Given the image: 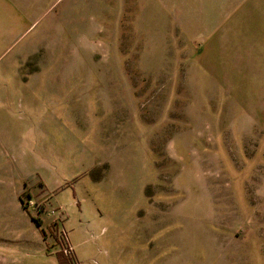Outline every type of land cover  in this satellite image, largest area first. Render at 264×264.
Here are the masks:
<instances>
[{"label": "rangeland", "instance_id": "374dc122", "mask_svg": "<svg viewBox=\"0 0 264 264\" xmlns=\"http://www.w3.org/2000/svg\"><path fill=\"white\" fill-rule=\"evenodd\" d=\"M0 134V264H57L53 222L78 264H264V0H57Z\"/></svg>", "mask_w": 264, "mask_h": 264}, {"label": "crops", "instance_id": "0c3cea01", "mask_svg": "<svg viewBox=\"0 0 264 264\" xmlns=\"http://www.w3.org/2000/svg\"><path fill=\"white\" fill-rule=\"evenodd\" d=\"M56 2L57 0H0V55L20 40L27 22L34 24L43 11L47 13ZM8 138L0 134V145L8 144ZM5 160L4 153L0 149V162L5 166V168L2 166L0 172V193H8L10 190L11 174L5 165ZM12 175L25 176L17 174V170L13 171Z\"/></svg>", "mask_w": 264, "mask_h": 264}, {"label": "trees", "instance_id": "16d2710c", "mask_svg": "<svg viewBox=\"0 0 264 264\" xmlns=\"http://www.w3.org/2000/svg\"><path fill=\"white\" fill-rule=\"evenodd\" d=\"M30 197L31 196L28 192H25V193L22 192L21 194L18 195V199L21 202V205L22 204L25 205V206H22L23 208L27 207V204H28L27 200ZM36 211L40 213V211L38 210ZM31 220L33 221V223L36 225L37 228L39 227V230L42 236H45L42 223H41V219L31 216ZM57 226H58V223L56 222L50 223L48 225V227L50 228L49 232L52 233V235L54 236V239L56 241H59V244L62 245V247L54 253V257L56 259L57 264H78V260L75 256V253L70 248L69 241L67 240L64 231L60 233V231L58 230L59 234H57V228H58Z\"/></svg>", "mask_w": 264, "mask_h": 264}, {"label": "built area", "instance_id": "2783aa9c", "mask_svg": "<svg viewBox=\"0 0 264 264\" xmlns=\"http://www.w3.org/2000/svg\"><path fill=\"white\" fill-rule=\"evenodd\" d=\"M27 202H28L27 206H28V205H31V206H33L34 208L37 207L36 209H39V207H40V206H38V204L32 202V200H27ZM44 211H45V210H44ZM53 213H54V210H49V211H48V214L53 215Z\"/></svg>", "mask_w": 264, "mask_h": 264}]
</instances>
